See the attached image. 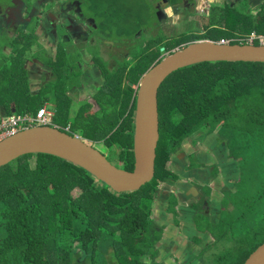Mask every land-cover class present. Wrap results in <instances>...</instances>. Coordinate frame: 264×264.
I'll use <instances>...</instances> for the list:
<instances>
[{
    "label": "trees",
    "instance_id": "16d2710c",
    "mask_svg": "<svg viewBox=\"0 0 264 264\" xmlns=\"http://www.w3.org/2000/svg\"><path fill=\"white\" fill-rule=\"evenodd\" d=\"M165 1L154 0V7L155 3L163 2L168 8L177 5L179 0ZM109 7L103 12L108 18L110 9L117 13ZM156 9L158 13L161 11ZM142 24L143 21L135 22L134 26L142 27ZM161 24L159 17L156 26L161 27ZM163 40L160 39L162 45L154 50L157 56L153 65L145 69L143 66L141 76L159 63L164 55L162 49L171 52L187 41L163 44ZM122 78L121 75L118 87L108 90V96H97L102 113H107L108 109L111 113L108 124L98 126L105 131L103 138L109 147L116 145L122 153L128 154L118 159L116 166L125 168L123 164H126L125 169L131 171L134 168L132 116L136 95L128 84L126 94L123 93ZM128 81L137 85L140 79L130 76ZM158 99L160 124L169 135H166L169 139L166 147L160 143L157 147L159 174L164 172L169 155L182 139L203 129H218L220 134H226L234 155L240 154L238 158L246 160V164L247 158L254 161L253 191L246 193L245 201L232 208L233 212L238 210L236 220L243 219L241 237L238 240L235 236L224 238L232 245L227 243L221 252L217 251L219 253H209L211 248L204 247L199 256L201 264H244L264 243V64L208 63L183 69L167 79ZM37 112L31 115L36 116ZM11 115L15 114H8ZM244 176L248 177L247 173ZM96 180L77 165L49 154H29L1 168L0 264H97L95 255L101 258L98 264H114L113 256L122 259L119 264H149L145 258L149 254L153 258V243L159 241L163 233L161 228L153 234L154 194L149 188L150 193L144 194L141 191L144 187L134 192L116 193L105 184L104 188H99L103 183L98 180L96 184ZM250 213L252 217L260 215L261 229H255L253 220L249 221ZM219 222L220 228L234 223L220 217L216 223L207 222L204 226L201 221L200 224L208 227V223L214 226ZM229 231L235 234L234 230ZM220 237L223 234L217 236ZM148 243L151 247L143 251ZM133 248L138 251H132Z\"/></svg>",
    "mask_w": 264,
    "mask_h": 264
},
{
    "label": "flooded vegetation",
    "instance_id": "af4514ba",
    "mask_svg": "<svg viewBox=\"0 0 264 264\" xmlns=\"http://www.w3.org/2000/svg\"><path fill=\"white\" fill-rule=\"evenodd\" d=\"M165 2L169 3L168 0ZM256 2L258 3L253 5ZM51 4H54L55 7L50 10L47 5L50 6ZM215 4H219L220 7L215 6ZM199 5L201 6L200 12L197 11L195 14H192V16L198 15L200 17V15H204L202 22H197L203 24L206 22L204 20L213 21L215 16L220 17L223 12L228 16V20H230L231 15L236 17V13L239 11L244 13L250 11L251 16L258 15L264 9V0H202L199 2ZM239 5L242 7L236 12ZM190 6H194V8L198 10L196 3L192 0H179L177 5H171L168 8L177 9L178 7H183L185 12H189ZM157 8L161 10L159 12L160 20L162 22L167 20L169 16L165 13L166 9H163L162 5H158ZM181 15L182 14H176L177 17ZM5 27H14L15 32L19 31L21 29L20 27H51L50 36L53 33L54 27L67 28V40H69L67 45H62L59 42L53 41L52 38L49 40L54 46L57 56L55 57L53 54H50L48 57L57 64V67L53 68V62L48 61L47 64L42 66L43 68L40 67V74H42V76L36 74V70L31 72L33 73V78H41L44 76L43 78L47 85H56L51 92L57 94L62 90L59 85L67 86L68 91H81V89L84 88V85L90 84L88 79L93 76L94 88H89V90L92 89L93 92L86 97L85 103L94 101L99 106L96 98L101 95V93L103 94V92H107V81L103 82L101 77H98L101 73V68L97 67L94 63L91 62L87 67H84V56L89 55V52L86 47H82L85 44L87 46L89 42L96 44L92 47L107 43L105 42L107 41V36L104 35V33L96 32L99 28L94 27L93 19L83 12L82 2L80 0H23L22 3H11L10 6H7L4 9L0 8V36H4L6 41L10 42H13L14 39L17 40L20 38L21 35H18L17 38H15V36L10 38V31L7 30L3 32ZM156 28L160 29V32L165 33V30L161 29L163 27L156 26L148 29L147 27H144L141 31V35L138 36L141 37L144 33L145 39L149 38L150 41L153 39V48L148 52L146 51L147 53L142 54V56L133 58L136 60L134 62L135 67L141 65L145 58L151 57L154 60L157 56V53L154 50L156 46L162 45L160 44V40H158L157 36H146L148 31ZM192 32L193 30H187L184 34H192L197 37L196 33L193 34ZM241 36L240 33H234L233 37L238 38ZM196 37L183 38V35L178 34L175 41H187L180 43L179 47L171 52H167L166 48L162 49L164 50L163 52L165 55H161L162 57L158 56L160 57L158 61L164 60L174 51L191 44L188 42L195 40ZM167 39L168 37L162 41L163 44H176L175 41L172 42ZM221 40L231 43L237 41L234 39L224 40V38ZM242 41L247 42V40H241L238 44L248 43H243ZM192 43H194V41ZM33 45L40 50L39 57L45 54V51L42 50L38 43H34ZM108 48L109 53L113 54V49L110 48L109 45ZM123 53L125 54H122V58L131 59L128 48H125ZM81 54L83 55V58L81 57ZM76 57H78L81 63L75 59ZM90 57L92 59V56ZM75 64L78 68L77 71L74 69ZM152 65L153 62L148 66L150 67ZM109 66L113 69L115 68L114 63H111ZM41 69L44 70L41 71ZM126 70H129L128 76L126 77V84L134 90L136 95L135 98L137 100L140 81L135 85L129 82L128 79L131 76L134 79L139 78L141 80L148 71L143 76H141L139 72L138 77H133V68L131 69V66H128L127 69L124 70L120 68L119 76H123V82V73ZM97 78H99L102 85ZM104 83L105 87L103 86ZM110 88L111 87H109V89ZM97 89L101 92L100 94L96 91ZM122 89H125V86L122 87ZM107 93L110 94L109 92ZM66 95L67 93L61 92V96L64 98L65 102ZM99 109L102 110L100 106ZM48 112L51 115L52 124L54 125L55 121L53 114L49 110ZM135 112L132 116L134 128ZM68 114H72V112L69 111ZM103 114L104 118L107 120L104 124V126H106L109 120L108 116L111 114L110 109H108L107 113L103 112ZM84 115H88L87 117L93 116L90 113H85ZM75 116L78 118L80 114H76ZM73 117L70 118L73 119ZM160 119L161 115L159 112V120ZM99 124H102V122ZM173 124L174 123L171 122V125ZM95 126H98V124ZM163 128L160 124L159 143L162 147H166V143L168 142L167 136L169 137V135L166 134V129L162 130ZM67 130H69V128ZM218 131L219 130L205 131L204 129L196 131V136L198 137L193 138V143L188 145H186L184 141L194 133L183 138L180 145L175 147L174 151L169 155L170 159L166 162L163 173L159 174L156 171L158 168V163H156L155 174L152 180L153 186H155L153 194L156 196V199H154L155 202L153 203L152 214H155L156 216L155 219L153 218V222L159 218V230L162 228L163 233L159 241L153 243V258H151L150 254L145 258L146 261L149 259L152 260L151 263L147 261L149 264H201L199 256L202 254L204 247L209 245V237H212V235L207 227L201 226V220L199 221L197 218L201 214L202 218H207L211 223H216L223 213V204L227 205L229 202L230 198L227 199V196H230L231 193H235L237 190V182L241 175V172H239V170L241 171V160L238 156L234 155L230 147L227 146V140L222 139ZM176 143H179V141H176ZM94 144H102L109 150L113 149V151H116L115 148L117 147L116 145L109 147L106 144L105 138L95 139L93 145ZM122 152L123 151L120 149L117 154H114L118 159L128 156L127 153L124 154ZM105 155L108 158L107 154ZM109 160L117 165L116 160ZM121 164H123V162ZM123 165L125 168L128 167L126 164ZM220 168L223 169V173ZM234 204V202L233 204L230 202L228 210H232ZM155 208H157V213H154ZM154 231L158 230H153V234L155 233ZM177 231L181 233V237L175 235ZM166 241L170 242L169 245H165ZM213 242H215V239Z\"/></svg>",
    "mask_w": 264,
    "mask_h": 264
},
{
    "label": "rangeland",
    "instance_id": "374dc122",
    "mask_svg": "<svg viewBox=\"0 0 264 264\" xmlns=\"http://www.w3.org/2000/svg\"><path fill=\"white\" fill-rule=\"evenodd\" d=\"M23 0H0V8H6L7 6H10L11 3H16V2H21ZM82 2V9L83 12L86 15H89L93 19L94 27H98L99 31L96 30L98 33H104V35L107 36L105 42L107 43H102L98 45L97 47H92L95 46L96 44L88 43L82 47V48H87L89 55L92 56V59L89 55L84 56V62L85 66L87 67L88 64L91 62L94 63L97 67H100L107 77V88L109 87H118V84L120 82V76H119V69L122 68L127 69L128 66H131V69L133 68L132 74L133 77H138V73L142 70V67L144 66V69L153 62V58L147 57L145 58L142 62L141 65H137L135 67V57H140L142 54L147 53L153 48V39L150 41L149 38L145 39L144 33L142 34L141 37H138L141 35V31L144 27L148 28H154L156 27V24H158V18H159V13L157 8V5L162 4L163 8L166 9L165 13L169 16L167 20L163 21L161 24L162 30H165V33L160 32V29L156 28L154 30H150L146 33V36L152 35V36H157L158 40L160 39H166L169 41H175L177 38L178 34L183 35V38H189V37H196L192 34L187 35L184 34L187 30H193V34L196 33L197 37L195 40H221V39H226V40H237L236 42H239L241 40H247L250 41L252 36L255 34H259L260 32L264 31H259V30H264V9L261 11V15L258 17L255 15L254 17L250 15V11H247L246 13L244 12H238L236 13V17L233 16L230 20H228V16L226 15L225 12H223L220 17H214L213 21L210 20H204L203 24L197 23V22H202V19L204 18V15H198L192 16V14H195L197 11L200 12V5L199 2L202 0H192L196 3V6L198 7V10L194 8V6L189 7V12H185L183 7H178L170 9L166 8V6L163 4V2H158L157 4L155 3L154 7V0H80ZM182 1V0H180ZM243 5V4H242ZM113 7L115 11H117L116 14H114L111 9L107 13L109 18L111 19L109 21V18L103 13L105 9H109L110 7ZM215 6H219V4H215ZM55 6L54 4H51L48 9H53ZM242 6L239 5V7L236 9V12L238 9H240ZM264 8V6H263ZM215 11V10H214ZM111 12V15H110ZM179 14H182L181 16L177 17L176 16ZM238 15V18H237ZM170 18V20H169ZM169 20V21H168ZM140 21H143L142 27H134V23H138ZM196 21V22H195ZM107 24V25H106ZM166 28V29H164ZM219 28V29H218ZM234 33H240L242 36L241 37H233ZM167 34V35H166ZM259 37V36H258ZM193 40V41H195ZM179 42L178 40H176ZM198 41V42H200ZM109 42L114 44L116 47L115 49L113 48V51L109 53V48L108 45ZM227 42V41H226ZM258 43V41H255L254 44ZM259 44V43H258ZM128 48L129 55L131 56V59H124L122 58V54L124 49ZM155 48V47H154ZM147 51V52H146ZM163 52V50H162ZM127 53V52H126ZM164 53V52H163ZM127 55V54H126ZM165 55V53H164ZM81 57L83 58V55L81 54ZM79 62L80 60L78 57H76ZM40 62L42 65L47 64L48 61L53 62L48 58L47 54H44L39 57ZM3 61V62H2ZM0 67L4 68L9 71V72L4 74L5 75H13V77H8L15 85L18 83L16 80V77L18 76L16 73V70L13 66H11V58L7 57H2L0 56ZM81 63V62H80ZM111 63L115 64V68H111L109 65ZM53 68L57 67V64L53 62L52 65ZM74 69L77 71L78 68L75 64ZM128 71L126 70L123 75H124V82H123V87L126 86V77L128 76ZM56 85L48 84L47 87L42 92V96H46L49 92H51L53 87ZM62 90H68L67 86H62L59 85ZM107 89V92H109ZM60 90L59 92H61ZM98 94L101 92L99 89H97ZM58 92V93H59ZM93 91L92 89L88 90L87 93L91 94ZM107 92L101 93V95H106L108 96L109 94ZM122 93V90H121ZM123 93L126 94V88L123 90ZM56 95V94H55ZM10 96H13L11 93ZM54 103L50 104V107H52ZM75 105L70 104V107L68 104H62L60 111L58 112V116L56 121L54 122V125L51 124L54 127H59L62 130H67V127L69 128L68 131L69 133H72L74 135H78L80 138H82L84 141L87 143L93 145L95 139H101L103 138L104 130L100 129L99 126H95L99 123L102 122V124H105L107 120L104 118V114L102 113V110L99 109V106L94 102H89L83 105L81 103L77 109H76V114H80L78 118L74 115L73 119L69 117V111L73 112ZM81 111V112H80ZM90 113L93 115L92 117H87L84 115L85 113ZM93 121V122H91ZM93 124V125H92ZM201 127V126H200ZM198 127V129L200 128ZM218 130V129H217ZM216 130V131H217ZM220 134V131H218ZM222 139H226L227 141V146L230 147L231 149V143L227 139L226 134H220ZM226 135V136H224ZM198 137L196 136V132L192 135L189 136L188 138L185 139L184 143L186 145L193 143L192 139ZM94 146H97L98 149L103 153L107 154L108 158L116 161H119L118 158L115 156L117 152L120 151L119 148H115L116 151H113V149H108L106 146L102 144H94ZM96 147V148H97ZM232 150V149H231ZM115 153V154H114ZM237 156H240L238 154ZM241 162V172L239 181L237 182V190L235 193H231L230 196H227V199H229V202L226 204H223V213L221 215L222 219L234 221V223L229 226L223 225V228H220V222L215 224L214 226L208 223L207 229L210 230L212 237H209V245L207 247H210L211 250L209 253L215 252L219 253L217 251H222L227 243L232 245L231 242H226L224 238L231 239V236H235V239L238 240L241 237V233L243 231V219H237L238 215V210L233 212L232 210H228L230 206V202L233 204V202L240 203L245 201V195L246 193H249L253 191L252 189V183H253V172L254 170V161L249 160L247 158V163L246 160H242ZM247 173L248 177L244 176ZM245 179V181H243ZM98 183V180H96V184ZM104 183L99 184V188H104ZM148 188L151 193H153V181L149 183L148 185L144 186V188L141 189L145 193H150L148 192ZM156 199V196L154 197ZM155 202V201H154ZM152 201V203H154ZM153 209V206H152ZM154 213H157V208H155ZM250 213L249 221L251 219L254 222L255 229H261V221L259 220L260 215L258 217H252ZM155 214H151V218L155 219ZM199 221L201 220L203 222V225L205 226L207 224L208 219L202 218L201 214L197 218ZM200 221V223H201ZM242 224V225H241ZM163 226V225H162ZM153 227L156 230H159L160 224H159V218L156 219L154 222ZM250 229H252L251 226H249ZM229 230H234L235 234L232 235L231 231ZM220 234H223V237H219ZM176 236H182L179 231L175 233ZM149 238V236L147 235ZM215 239V242L213 240ZM218 239V240H217ZM233 239V238H232ZM150 241V239H149ZM232 241V240H229ZM169 241H166L165 245H169ZM151 247V244L148 243L147 247L142 248L143 251L149 250ZM146 249V250H145ZM139 250H141L139 248ZM241 250H243V246L241 247ZM132 251H138V249L133 248ZM152 258V257H151ZM95 260L96 263H100L101 258L99 256L95 255ZM110 261V259H109ZM122 261L117 256H113V263L114 264H119ZM149 263L152 262L151 259L147 260ZM111 262V261H110Z\"/></svg>",
    "mask_w": 264,
    "mask_h": 264
},
{
    "label": "water",
    "instance_id": "95a60500",
    "mask_svg": "<svg viewBox=\"0 0 264 264\" xmlns=\"http://www.w3.org/2000/svg\"><path fill=\"white\" fill-rule=\"evenodd\" d=\"M20 28L19 31L33 28L37 32L41 27ZM67 32V28L54 27L51 38L67 45ZM6 43V38L1 35L0 51ZM25 54L35 57L40 54V50L32 45ZM19 55L20 51L16 57ZM30 62L28 60L25 63ZM208 63L264 64V45L208 40L194 42L174 51L149 70L140 80L137 94L132 171L117 167L98 148L78 135L54 126L32 127L1 141L0 169L29 154H49L86 170L116 193L141 189L153 180L155 174L160 140L158 96L162 85L183 69ZM220 170L223 173V169ZM244 264H264V243L251 253Z\"/></svg>",
    "mask_w": 264,
    "mask_h": 264
},
{
    "label": "crops",
    "instance_id": "0c3cea01",
    "mask_svg": "<svg viewBox=\"0 0 264 264\" xmlns=\"http://www.w3.org/2000/svg\"><path fill=\"white\" fill-rule=\"evenodd\" d=\"M7 30L10 31V38L14 36L17 38L18 35H21L19 39H14L13 42L7 41L5 48H3L4 52L2 51L3 49L0 51V56L11 58V66H13L15 70L17 69L14 73L18 75L16 77L18 83L15 85V83L8 79V77H13V75L4 76V74L13 71L0 67V120L1 118L8 116V114H33L45 106L53 114L54 121H56L62 104H68L70 107L71 103L74 104L75 107L72 114H69V116L73 117L76 113L77 107L81 103L86 104V97L90 95L87 93L89 88H94L93 76L88 79L90 84L84 85V88L81 89V91L62 90L61 92L67 93L66 102L61 96V92L56 95L49 92L46 96H42L41 94L43 90L47 87V83L43 78L44 76L41 78H33V73H31L36 70V74L42 76V74H40V67L43 68L42 63L39 60V56H27L25 53L30 50V47L34 43H38L42 50L45 51V54L48 56L53 54L56 57L55 48L49 41L51 39V27H41L37 32L33 28L27 31L15 32L14 27H5L3 32ZM109 44V47L112 49L116 47L111 42H109ZM18 51H20L21 55L16 57ZM28 60L32 62L25 63ZM43 70L41 69V71ZM100 72L101 73L98 77H101L103 82L107 81V77L102 69H100ZM97 80L100 83L99 78H97ZM100 84L102 85V83ZM103 86L105 87V83ZM11 93L13 96H10ZM52 103H54V105L50 107V104Z\"/></svg>",
    "mask_w": 264,
    "mask_h": 264
},
{
    "label": "built area",
    "instance_id": "2783aa9c",
    "mask_svg": "<svg viewBox=\"0 0 264 264\" xmlns=\"http://www.w3.org/2000/svg\"><path fill=\"white\" fill-rule=\"evenodd\" d=\"M258 41L259 44L264 45V36L253 35L247 44H254ZM51 115L46 107H42L37 112L36 116L31 114H18L10 121L0 120V142L14 136L22 130L29 129L36 126H52Z\"/></svg>",
    "mask_w": 264,
    "mask_h": 264
},
{
    "label": "bare ground",
    "instance_id": "6f19581e",
    "mask_svg": "<svg viewBox=\"0 0 264 264\" xmlns=\"http://www.w3.org/2000/svg\"><path fill=\"white\" fill-rule=\"evenodd\" d=\"M17 115L7 116L4 118H1V121H10L13 117H16Z\"/></svg>",
    "mask_w": 264,
    "mask_h": 264
}]
</instances>
